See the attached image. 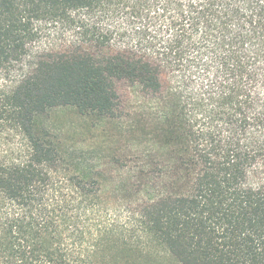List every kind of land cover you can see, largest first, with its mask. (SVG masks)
Masks as SVG:
<instances>
[{
    "label": "trees",
    "instance_id": "16d2710c",
    "mask_svg": "<svg viewBox=\"0 0 264 264\" xmlns=\"http://www.w3.org/2000/svg\"><path fill=\"white\" fill-rule=\"evenodd\" d=\"M172 263L264 264V0H0V264Z\"/></svg>",
    "mask_w": 264,
    "mask_h": 264
},
{
    "label": "rangeland",
    "instance_id": "374dc122",
    "mask_svg": "<svg viewBox=\"0 0 264 264\" xmlns=\"http://www.w3.org/2000/svg\"><path fill=\"white\" fill-rule=\"evenodd\" d=\"M63 120H64V118H62L61 115H59L58 117H55V122L58 123V124H60V122H62ZM166 262H169V261L166 260Z\"/></svg>",
    "mask_w": 264,
    "mask_h": 264
}]
</instances>
